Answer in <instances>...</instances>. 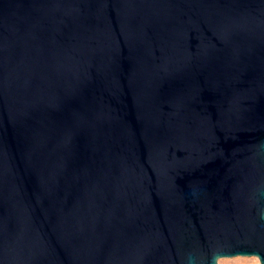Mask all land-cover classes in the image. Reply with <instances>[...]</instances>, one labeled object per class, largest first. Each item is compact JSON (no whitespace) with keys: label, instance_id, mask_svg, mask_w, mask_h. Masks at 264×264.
<instances>
[{"label":"water","instance_id":"obj_1","mask_svg":"<svg viewBox=\"0 0 264 264\" xmlns=\"http://www.w3.org/2000/svg\"><path fill=\"white\" fill-rule=\"evenodd\" d=\"M264 264V0H0V264Z\"/></svg>","mask_w":264,"mask_h":264},{"label":"rangeland","instance_id":"obj_2","mask_svg":"<svg viewBox=\"0 0 264 264\" xmlns=\"http://www.w3.org/2000/svg\"><path fill=\"white\" fill-rule=\"evenodd\" d=\"M219 264H260L256 257L221 258Z\"/></svg>","mask_w":264,"mask_h":264}]
</instances>
